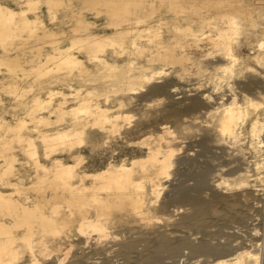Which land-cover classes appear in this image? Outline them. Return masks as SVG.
I'll list each match as a JSON object with an SVG mask.
<instances>
[{
    "label": "bare ground",
    "instance_id": "6f19581e",
    "mask_svg": "<svg viewBox=\"0 0 264 264\" xmlns=\"http://www.w3.org/2000/svg\"><path fill=\"white\" fill-rule=\"evenodd\" d=\"M11 1L18 8L0 0V66L14 71L0 78V90L11 103H23L19 97L34 86L39 93L24 115L18 105L0 103V264L17 262V242L29 249V264H39L36 232L64 246L65 255L71 246L94 255L90 248L112 241L110 256L132 262L264 264V238L244 234L248 223L229 229L232 240L197 235L209 218L241 221L251 218L254 204L264 206L263 3L159 0L172 17L143 25L137 12L151 6L141 11L151 17L156 0ZM41 5L50 28L35 35L49 45L38 42L30 51L37 65L17 70L26 53L9 49L17 31L43 26L36 27ZM107 12L112 20L100 27L96 20ZM107 57L113 80L92 70L106 66ZM200 71L213 89L179 91L180 79ZM28 77L33 85L23 87ZM169 123L185 139L179 149L168 140ZM12 141L28 159L24 167L33 168L27 182ZM86 151L101 167L85 170ZM227 157L232 166L224 169ZM170 174L176 178L165 186ZM98 256L99 264H115L106 253Z\"/></svg>",
    "mask_w": 264,
    "mask_h": 264
},
{
    "label": "rangeland",
    "instance_id": "374dc122",
    "mask_svg": "<svg viewBox=\"0 0 264 264\" xmlns=\"http://www.w3.org/2000/svg\"><path fill=\"white\" fill-rule=\"evenodd\" d=\"M1 1H6V2H9V3H12L11 5H12L13 8H15V9L18 8L17 5L15 3H13V1H11V0H1ZM242 1H244L246 4H249V5L252 4V6H254L255 8H260V4H262V3L264 5V0H242ZM155 4H156L157 11H155V13H153L151 15V17H149V18L146 17V14H148L151 11H153L151 6L148 7L147 5H143L141 7V9H139V11L137 12V16L142 17L141 20L143 21L142 22L143 25H145L146 23H151V24L156 23L157 24L158 20H160L161 17L163 19H165V20H168L170 17H172V12L170 10H168L166 6L160 5V1L159 0H156ZM102 10H104V12H106V9L103 8ZM141 11L145 12L146 14L142 13ZM38 15L41 17L42 24H37L36 27L37 26H42V25L43 26L39 27L33 33H29L26 30L17 31V36H16V38H14V41H15L16 44H15L14 47L11 48V50L9 49V55H13V56L16 55L17 52H19V51H24L26 53L24 58L21 59V61H20V58L18 57V61H19L20 66L16 68L17 70L24 69V71H27L30 67H33L34 65H37V64H35V61L33 60L32 56L30 54V51L36 47V44H38V42H40L42 44H47V43H44L41 39H37V37L35 35L37 32H40V30H42L44 27L50 28L49 16H48V13L45 11V7L43 5H41V7H40V12H38ZM160 15H162V16H160ZM88 17H89V20H96V19H93V15H91V13L88 15ZM64 19H66V20L64 21ZM111 20L112 19H111L109 13L107 12V13H102V16L99 19H97L96 21H97V24L100 25V27H104L105 23L109 24ZM57 21H58V24H60V27H63V25L67 22V16L64 15L62 10L58 14V20ZM189 23H191L193 25V28L195 30L196 29H200V27H198L199 23H197L195 20H189ZM258 23H260V21H258ZM60 27L58 26V28H60ZM260 27L261 26L257 27L258 31L256 33L259 32ZM134 30H136V29H134ZM96 31H99V30H96ZM28 36H30V37H28ZM64 43H62V44L64 45ZM20 44H24V48L23 49H17L18 46H20ZM47 45H49V44H47ZM126 45H128V41L126 42ZM246 48L247 47L242 48L239 51V53L240 54H246L248 52L246 50ZM50 50H51V47L48 46L46 48V52L48 53V52H50ZM4 56L5 55H3V56L1 55V51H0V59L3 58ZM107 59H108V63L106 64V66L102 67L98 71L96 69H92V70L95 71V72H98L99 75L105 77V79L113 80L114 77H112L111 75L115 74V70L112 69V60L110 59V57H107ZM13 71H8V69L4 65H1L0 66V78L3 77L4 75H7L8 72H13ZM205 72H207V71H200V72L195 73V74L190 73V74H187L185 76V78L180 79L178 81L179 91L187 92L191 88H195V87H199V88H202V89H208V90L213 89V87H211V85L208 83L209 80H207V77H206L207 73L205 74ZM32 80H33L32 78L28 77L27 83L23 84V87H27L29 84L33 85ZM49 80H51V78ZM49 83L46 85L47 87L50 86ZM80 84H82V83H80L79 81H76V82L73 83V86L79 87ZM85 87H91V86H85ZM80 89H84V87H81ZM63 91L65 93H69V90L66 89V88H64ZM38 93L39 92L37 90V86H34L31 89V91L29 92V94L28 93L27 94H23L22 97H19L20 99H24L23 103H22V100H19L18 102H15V103H11V101L9 102V97L6 96V93H3L0 90V99H1L0 103L1 102H3V103L5 102L7 105L9 103H11L10 105H18L19 106L18 109L21 112V114H19V116L20 115H24L27 112L28 108H29V104L32 103L31 100L33 99L34 95H37ZM70 104H72V102H68L67 103V105H70ZM7 105H6V107H7ZM112 105H113V102H109L107 104L108 107H111ZM131 113L135 114V111L132 110ZM1 115H6V116H4V119H6V120L10 119V117L7 116V112H3ZM133 117H136V115L133 116ZM66 124H67V121L63 119L62 120V125H66ZM169 126H170V130L172 131V133L171 134H167L168 140L173 141L174 142L173 146L175 148L179 149L182 145H184L185 139L182 138V134L180 133V131L178 130V128L175 125L169 123ZM46 127H50V126H46ZM109 136H110L109 138H111L112 134L110 133ZM1 137H4V136H1ZM11 143L13 145V148L15 149L14 155L19 159V161L23 162V165H19V168L21 169V171H20L21 174L20 175L24 176V181L27 182L28 179L26 177L28 175H31V174H32V176L34 175L33 168H32L31 165L24 167V163L26 161H28V159L24 155L21 154V152L19 151V147L17 146V143L15 141H12ZM152 143H157V142L152 141ZM2 152L3 151L1 149V144H0V153H2ZM175 153H176L175 154L176 156L180 155V150H176ZM86 155H87V158H86L87 159V164L84 167L85 170H93V169H96L97 167H101L99 165H95V166L91 165V164L96 163L97 161L92 160V158L90 157L91 155H90L89 151H86ZM65 157H66V155H65ZM220 162H221V160H220ZM222 162L225 164V165L222 164L223 167L225 166L224 169H228L229 166H232L231 164H228V162H229V158L228 157L226 158V160H224ZM25 164H28V162H26ZM15 167H18V165H16ZM15 167H14V170H15ZM216 167L220 168L221 166L220 167L219 166H215V168ZM169 172L170 173L172 172L171 168H170ZM13 174H14V172H13ZM186 174L188 175V172H186ZM167 178H168V180L165 182V186L168 185L169 182L172 181V180H173L172 181V183H173L174 179L176 177H173L170 174L168 177H164L163 180H165ZM187 181H188L187 183H189L190 180H187ZM191 182L192 181H190V184H191ZM259 184H261L262 188H264V178H263L262 182H259ZM258 205H260V204H258V203L254 204L253 205L254 207L252 206L253 209H250L248 207L250 210H252L251 218H254V220H255V221L254 220L251 221V224L249 223L251 218H249V219L248 218L247 219L243 218L241 221H238V220H232V219L227 217L229 219L228 220L226 217H224L222 215H219L218 217H215V219H212V218L207 219L206 218L207 221L209 220L208 221L209 224L207 222H205L204 227L201 228L202 230L198 231L199 233H197V235H202L204 233H206L207 235L211 234L212 236H209V237L207 236V238L210 239V240H213V241H215L217 238L219 240H224L226 238L229 240V239H231V237H233V238L235 237V236H232L231 233H233V235H236L235 234L236 233L235 231L237 229L236 227H239L242 224L243 225H245V224L247 225V223H248V227L246 228L247 230L244 231L243 233L244 234L246 233V234H248L250 236H253L257 240L261 241L264 238V231H263L264 230V225H263L264 224V206H259L258 207ZM257 210L259 211L258 213H260L261 216L259 214H258L259 216H257V214H256ZM254 215H256V217ZM219 217H221V218H219ZM257 217H260V218H257ZM256 218H257V220H256ZM206 219H205V221H206ZM219 221H220V223H219ZM258 221H260V223H261V224H259V226H258ZM213 223H215V224H213ZM253 226H255L257 231H255ZM261 227H263V229ZM219 228H221V229H219ZM234 228H235V231L233 232L232 230H234ZM227 229L228 230L232 229V230H229V232H228L230 234L226 233L228 231ZM212 230H213V232H212ZM260 230H262V231H260ZM190 231H193V230H190ZM218 232L221 233V234H219ZM252 232H253V234H252ZM214 233H216V234L214 235ZM225 233H226L227 236L225 235ZM18 234H21V232L19 231ZM217 234H218V236H217ZM254 234H256V235H254ZM221 235H223V236H221ZM228 235H229V237H228ZM213 237H214V239H213ZM32 240H33L32 252L35 253L37 259L39 260V264H55L57 259H59L61 257H63L66 260V264H99L98 261H100V260H99V256L98 255H100V253H106V254H108L110 256L111 248L110 249H108V248L112 244V241H110L103 248H100V247L95 248V245H94L93 246L94 248H90L89 249V250L93 251L94 255H91V252L85 253V252L82 251V249H76V247L71 246L70 249H69V253L67 255H65L64 254V246L60 245V243L52 242L50 237H48L47 235L45 237V235H43L42 232H36L33 235ZM45 242H46L47 247H45ZM16 245H17L16 249L18 250V253H19V258H18L17 262H15V264H29V259H30V257H29L30 256L29 249L25 248V245L23 243H21V242H17ZM97 246L98 245H96V247ZM91 256H92V258H91ZM93 258H94V263H91ZM110 259H111L110 262L114 261L115 264H146L145 262L141 261L140 259L135 260L134 262H132L130 256L124 257V258L110 256ZM182 259H184V258H181V260ZM104 264H108V263H104ZM153 264H155V263H153ZM177 264H180V263H177ZM182 264H184V263H182Z\"/></svg>",
    "mask_w": 264,
    "mask_h": 264
},
{
    "label": "snow or ice",
    "instance_id": "6c2138e0",
    "mask_svg": "<svg viewBox=\"0 0 264 264\" xmlns=\"http://www.w3.org/2000/svg\"><path fill=\"white\" fill-rule=\"evenodd\" d=\"M262 46H264V45H262Z\"/></svg>",
    "mask_w": 264,
    "mask_h": 264
}]
</instances>
